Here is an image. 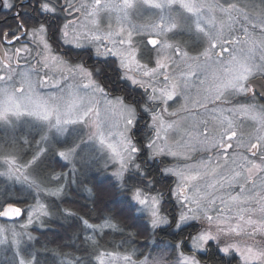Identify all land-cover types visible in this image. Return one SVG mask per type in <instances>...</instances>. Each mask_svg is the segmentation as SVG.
Segmentation results:
<instances>
[{"label": "snow or ice", "instance_id": "obj_1", "mask_svg": "<svg viewBox=\"0 0 264 264\" xmlns=\"http://www.w3.org/2000/svg\"><path fill=\"white\" fill-rule=\"evenodd\" d=\"M177 2L188 13L196 16V29L199 32L205 33L209 40L212 41L210 49H206L201 54L206 58L204 63L188 65L189 71L184 74V85L187 87L189 83L188 78L194 76L197 70L206 71L209 67L208 61L211 59V50L220 47L221 52H227L229 49L222 47V43H231L228 40H222V33L217 32L214 34L211 30H206L202 26L203 24H208L212 28H215V22L214 17L206 16L201 12V8L208 7L210 11L214 8H219L220 11L227 12L230 21L234 23L235 20L231 14V10H234L235 6L229 5L228 8H224L221 5H204L197 3L196 0H143L144 4L160 9L162 12L167 8L169 13H171L172 5ZM138 3L139 0H123L122 5H101V0H94V5L85 12V5L77 7L71 0H64L63 4L61 0H18V2L16 0H12V2L10 0H0V10L7 9L12 11L13 9H17L16 16L19 17V22L15 27L9 26L7 30L0 32V71L4 73L0 75V82H3V85L0 86V120L8 121L10 115L21 116L27 114L48 121L50 126L56 128L57 133H63L69 124L88 123L91 114L95 112L94 105L98 103V95L103 96L106 104L110 106L118 104L120 106L123 128L116 134H113L111 131L107 135L102 132L93 133L89 136V139L97 136L101 146H106L111 150V158L119 164V167L116 168L110 177V179L115 181L113 186H118L124 193L128 194L127 200L130 211L135 210L141 214H147L146 223L150 225L152 230L159 229L163 231L168 229L172 230L173 235H180L185 228H198L195 235L189 233L192 241L190 254L185 255L183 241L175 246L180 252V256L175 261V264H200L197 255H206V249L212 246V242L216 244V250L212 255L215 256L223 253L224 256L220 257L223 264H231V261L225 260L224 257H230L233 252L240 254L243 264H264V244L259 246L245 244L242 246L240 243L233 242L235 237H239L242 234L248 235L251 238H254L257 233L264 234V218L260 220L249 218L246 221V224L251 226V232H245L239 224L234 227L230 224L226 227L218 224L215 226V231H213L211 225L213 218L208 214L207 205L215 204V199L208 192H202L195 182L202 180L205 174H214L215 169H213L212 173H202L200 171L185 173L171 167H157L154 170H151L149 167V161L156 163L159 158V164H164L163 157H175L178 155L176 151L166 144L162 145L159 142L166 140L167 133L173 128V124L165 123L163 114L168 112L169 102L174 101V98L179 95V84L175 80H172L169 85L170 77L166 74L168 65L162 62L161 59L156 60L155 68L149 67L153 51H156L159 56L161 51L171 49L173 46L166 39L160 40L155 38H149L145 44L143 40L135 41L133 34L139 35L143 32L151 34L154 32L156 36H166L168 32L177 27V24L175 18L169 14L167 18L161 15L160 23L141 27L132 26L131 29L124 28L123 24L127 22L129 16L128 10L136 7ZM101 7L115 9L118 13H123V15L117 18L118 22L121 23L120 29L116 32H109L105 37L107 43L104 44L103 50L99 46L96 47L95 55L98 58H103L99 59L98 63L109 65V58H113L111 63L116 65L115 70L117 71V75L130 85L128 88L129 94L141 88L145 89L140 94L142 100L144 97H147L146 100H143V103L135 99L129 100L127 95L116 97L114 101L109 100L105 89L98 80L94 79V77L102 73L103 69H97L94 72L86 69L82 64L72 65L69 61H64L59 57L51 55L53 52L51 42L53 41L57 44L74 43L77 48L82 47L80 37H73L72 35L75 31L73 21L67 20L65 17L67 22L60 23L61 12H67L68 15H71L73 12H81L85 13L88 17H95L101 10ZM19 9H24L23 13ZM243 15L245 20L249 19L247 13ZM257 19L258 24H253V28L259 26L264 30V15H261ZM93 23H95V20H93ZM188 30L191 31V25L188 26ZM244 31L246 34L248 33L247 28ZM9 36L12 39H8ZM22 37H30L33 43L37 45L40 54H43V60L38 61V64L42 62L45 69L48 68V60L51 58L58 64L67 66L69 72L78 73L87 81L82 84V94L78 90L69 93L74 98L66 103L63 109L59 105L53 108L49 105L48 100L35 96L34 82L31 79V74L28 72L20 74L22 77L21 88H14L9 84L14 79L16 70L11 64L12 55H10L9 50L3 48V45H12L21 41ZM100 40L101 37L99 35L90 37V42ZM249 42L254 47L248 48L246 52L244 50L237 51L231 55L226 66L221 62L219 63V71L212 72L211 76L214 86L209 89L208 94L204 97L205 101L211 99L212 102L230 103L231 101L227 99L228 96L248 97L249 93H251L249 99L254 100L256 97L264 99V41L260 45L258 63L255 60L257 54L256 42L251 39ZM108 44L112 46L108 47ZM21 53L31 54V49L26 44L22 45V47L15 50L14 55L19 57ZM175 55L188 57V53L182 52L179 47L176 48ZM216 55L218 57L220 53ZM145 57L147 61L142 62ZM161 75L163 76L165 87L157 88L153 85L152 81ZM256 76L259 79H256ZM204 83L205 81L201 80V84L203 85ZM23 86H27L28 94H25ZM148 88L151 89L150 95L147 91ZM49 99L54 100V98ZM198 103H200L201 107H206V103ZM160 104L163 105V108L157 111ZM228 111L233 110L229 109ZM238 111L252 113V119L257 122L258 127H256L255 131L247 133L245 138V133L242 129H239V126L233 120L222 116L220 121L221 130L218 136L213 138L211 142L206 139L203 142V147L205 149H224L226 152L228 149L233 148L232 142L235 140L238 147L245 149V153L237 155V158L233 160L236 168L231 170L227 178L222 176L220 181L209 183L206 187L215 190L217 183H219L221 188L225 184L229 188L239 186L240 194L230 196L229 199L232 202H239L241 196H243L244 202L255 200L261 203V210L264 211V105H260L257 108L255 103L244 104L240 106ZM53 114L56 117L54 125L51 124ZM146 115L150 116L151 123L145 125L146 130L142 133L143 139H141L137 137V132L140 131L138 126ZM172 115H175V113H172ZM108 137H112L115 143L108 142ZM57 144L64 148V150L58 152V156L63 160L73 162L75 157L79 155L77 151L79 146L75 144V141H73L71 146H67V141H64L63 144L57 141ZM40 160L41 156L37 153L30 161L23 165L18 164L15 157L6 159L5 163L9 166V175L19 173L17 179H20L22 176L24 182L27 183L29 182L32 167L34 165L38 166ZM217 167H219V163H217ZM22 168L24 171H21ZM75 171L73 169V173ZM153 171L160 176H177L179 178V191L173 189H168L167 192L156 190V184L159 181L152 175ZM59 175L61 174H57V176ZM53 178L55 179L56 177L54 176ZM241 180L244 183H241ZM257 181H259L258 184ZM249 182L251 183V189L247 190L248 194L245 196L243 195L246 191L245 184ZM30 183L38 191L41 190L40 184L36 181H31ZM192 188H195L196 195H189V191ZM61 191L62 189L58 188L55 191H49L48 194L59 195ZM168 196L175 198L178 205V215L164 214V203ZM223 202L221 200V203ZM22 203H25V201L14 199L11 196L0 200V217H7L9 219L22 218L26 213L27 223L21 227L27 229L29 225L34 223L42 224L41 218L50 214L45 205L38 200L35 205H29L25 208L16 206ZM72 215L75 214L69 211L68 216ZM78 219L81 221L85 232L103 231L105 228L115 229L117 227L107 217L103 219L101 224L90 223L89 219L84 216H80ZM240 219H243V217L241 216ZM205 221L208 222V227H205ZM173 225H175L174 229ZM4 231L5 229L0 228V233ZM25 234L28 235L29 239H32L28 233L18 234L13 231V244L18 246L20 241L17 239V236ZM89 239V237H86L85 244H88ZM90 247L92 249L90 256L95 257L98 264H118L121 260L123 264H135L131 254L121 255L116 251H98L99 245L95 241H92ZM17 254L19 255V252ZM19 264H31V261L21 256ZM77 264H80L79 260H77ZM88 264H91V260H89ZM152 264H163V259H156Z\"/></svg>", "mask_w": 264, "mask_h": 264}, {"label": "rangeland", "instance_id": "obj_2", "mask_svg": "<svg viewBox=\"0 0 264 264\" xmlns=\"http://www.w3.org/2000/svg\"><path fill=\"white\" fill-rule=\"evenodd\" d=\"M71 2L77 7L85 5V12L94 5V0H71ZM196 2L204 5H221L224 8H228L229 5H234L235 9L231 10V14L235 22H231L229 14L220 11L219 8H214L211 11L208 7L201 8V12L208 17H214L215 22V28H212V26L208 24H203L202 26L205 27L206 30H211L214 34L217 32L222 33V40H228L231 43H222V47L229 49L227 52H221L220 47L212 49L211 59L208 61L209 67L206 71L197 70L194 76L188 78L189 83L187 87L184 85V74L189 71L188 65L204 63L206 58L201 54L206 49H210V44L212 42L205 33L199 32L196 29V16L194 14L188 13L180 6L179 2L172 5L171 13H169L167 8L162 12L160 9L152 8L144 4L143 0H139L136 7L128 10V20L123 24V27L131 29L132 26L141 27L160 23L161 15L167 18L170 14L175 18L177 27L171 32H168L166 36H156L154 32L151 34L148 32H143L139 35L136 33L133 34V39L135 41L143 40L146 44L149 38L166 39L167 42L173 46L171 49L161 51L159 56L156 51H153L151 54V62L149 63V67L155 68L156 60L161 59L162 62L168 65L166 74L170 77L169 85L172 80H175L179 84V95L174 98V101L169 102L168 112L163 114L165 123L173 124V128L167 133V139L159 142L162 145L166 144L172 150L176 151L178 155L175 157L165 156L168 158V163L162 168L171 167L185 173L189 171L212 173L213 169H215L214 174H205L202 180L195 182L196 185L201 188L202 192H208L210 196L215 199V204L207 205L208 214L213 218L211 222L213 231H215V226L218 224L224 227L229 224L233 227L239 224L245 232H251V226L247 225L246 221L249 218L253 220L264 218V211L261 210V203L255 200L244 202L243 196H241L239 202H232L229 197L240 194L239 186L229 188L227 184H225V186L221 188L219 183H217L215 190L206 187L209 183L220 181L222 176L227 178L231 170L236 168V164L233 163V160L237 158V155L244 154L245 149L238 147L235 140L232 142L233 148L228 149L226 152L224 149H205L203 147V142L206 139L211 142L213 138L218 136L221 130L220 121L222 116H226L228 119L233 120L234 123L239 126V129L243 130L245 138L247 133L255 131L258 124L252 119V113L238 111L241 105L253 103L250 100L246 101V99L248 100L249 97H251V94L249 93L248 97L228 96L227 99L231 101L230 103L220 101L212 102L211 99L205 101L204 97L208 94L209 89L214 86L211 74L213 71H219V63L222 62L226 66L231 55L239 50H244V52H246L248 48L254 47V45L249 42L250 39L256 42L255 47L257 48V54L255 60L257 63L259 62V50L261 42L264 41V30L259 26L253 28V24H258L257 18L264 15V0H196ZM105 4L122 5L123 0H101V5ZM244 13L248 14V20L244 19ZM122 15L123 13H118L115 9L103 7H101V10L95 17H88L85 13L81 12H73L69 19L73 21L75 29L72 35L73 37L79 36L82 47H90L93 57L98 58L95 55L96 47L99 46L101 50H103L104 44L107 43L105 39L107 34L109 32H116L120 29L121 23L118 22L117 18ZM93 20H95V23H93ZM65 22L67 21L64 20L63 23ZM189 25H191V31L188 30ZM245 28L248 29L247 34L244 31ZM94 35H99L101 40L90 42V37ZM69 45L75 46L74 43ZM111 46V44H108V47ZM157 47L159 48V46ZM177 47H179L182 52H187L188 57L175 55ZM217 53H220L218 57L216 55ZM11 55L12 67L16 70L14 79L9 82L12 87L21 88L22 77L20 74L28 72L31 74V79L34 82L35 96L48 100L49 105L53 108L59 105L62 109L66 103L74 98L69 95L70 92L78 90L80 94L83 93L82 84L87 81L78 73L69 72L67 66L58 64L51 58L48 60V68L45 69L42 62L38 64V61L43 60V54H40V50L31 49V54L21 53L19 57H15L14 53ZM51 55L66 60L54 51ZM146 61L147 58L145 57L142 62ZM80 64L82 63L78 62L72 65ZM85 68L89 69L87 67ZM3 74V71H0V75ZM220 74H222V72H220ZM119 80L124 81L121 77H119ZM201 80L205 81L203 85L201 84ZM41 81H43V83H41ZM152 83L157 88L165 87L162 75L158 76ZM2 85L3 82H0V86ZM23 87L25 94H28L27 86ZM138 90H140L141 93L145 91L143 88ZM147 91L150 95L151 89L148 88ZM106 93L107 98L113 101L116 97H123L120 94L113 96L111 92L106 91ZM49 98H54V100H50ZM146 99L147 97H145V100ZM97 100L98 103L94 105L95 112L91 114L87 124H69L66 126V131L63 133H57L56 128L50 126L48 121L27 114L21 116L10 115L8 121L0 120V129L4 136L3 141L0 142V174L5 178L16 181V183H21V181L24 182L22 176L20 179H17L19 173L13 175L8 174L9 166L5 163V160L15 157V154L14 150H5L4 145L5 143H16L19 139H22L23 134L34 131L39 133V144L42 143V145L43 143H50L49 145L53 147L55 146L54 143H57V141H60L61 144L67 141V146H71L73 141H75V144L79 146L77 149L79 155L75 157L73 162L65 161L58 156L64 163L71 166L70 171L72 173L73 169H75L76 171L74 174H77V171H79L78 166H82L85 168L84 170H87V168L91 167L93 164H99L101 169L107 172L106 175L112 176V173L119 167V164L111 158V150L106 146H101L97 136H93L92 139H89V136L97 132H102L105 135H107L109 131L113 134L118 133V131L123 128L120 106L118 104H113L111 106L106 104L103 96L98 95ZM198 102L206 103V107H201ZM258 107L259 105H257V108ZM161 108H163L162 104L157 108V111H160ZM229 109L233 111H228ZM172 113H175V115H172ZM55 119V114H53L51 117L52 125L55 124ZM150 123L151 118L149 116L148 124ZM24 138L25 137H23V139ZM108 142L115 143V140H113L112 137H108ZM39 150V153H41V150H43L42 147ZM61 150H64V148ZM16 160L19 164V159L16 158ZM217 163H219V167H217ZM83 164L86 165L87 168ZM205 165H207V167H205ZM21 171H24V169L22 168ZM32 177V172L30 171L29 179ZM173 177L174 185L172 189L179 191V178L177 176ZM240 182L244 183L243 180ZM258 183L259 181H257V184ZM245 189L246 191L243 195L246 196L248 194L247 190L251 189L250 182L245 184ZM189 195H196L195 188L189 191ZM172 199L175 202L178 215L177 202L174 197H172ZM37 200L32 205H35ZM221 200L224 202L221 203ZM38 201L44 204L41 200ZM138 214L141 213L138 212ZM142 215H145L147 219L146 213ZM241 216L243 219H240ZM22 217L23 220H20V218L9 219L7 217H1L8 221L15 222L11 226L8 225V223L4 224L0 221V228L5 229L3 233H0V262L2 264H8L10 261H15L16 264H19L21 258L20 247L25 246V243L29 241L27 234L18 235L17 239L20 241L19 245L13 244V231L18 234L28 233L27 229L21 227L27 223V214L25 213ZM204 224L205 227L209 226L207 221H205ZM186 242L191 248L192 241L190 236L186 238ZM233 242L240 243L242 246L245 244L249 246H259L264 244V234L257 233L254 238L242 234L239 237H235ZM212 243L215 244V242ZM160 249L161 250L151 254H145L140 260H133L135 264H142V262L143 264H152L154 260L162 258L163 264H175V261L180 256L179 250L175 249L174 259H171L170 253L172 252V246L165 244ZM18 252L19 255L17 254ZM120 254L124 255L126 253ZM188 254L190 253H186L185 255ZM220 254L224 255L223 253ZM233 255H235L238 260H235V264H243L239 253L233 252L231 256ZM197 259L199 260L198 257ZM118 264H123V261H119ZM200 264L208 263L200 261Z\"/></svg>", "mask_w": 264, "mask_h": 264}, {"label": "trees", "instance_id": "obj_3", "mask_svg": "<svg viewBox=\"0 0 264 264\" xmlns=\"http://www.w3.org/2000/svg\"><path fill=\"white\" fill-rule=\"evenodd\" d=\"M10 1L12 2V0ZM63 2L64 0H61V3ZM20 10L23 13L24 9ZM12 12H16V9L9 11V13ZM51 43L57 49L56 42ZM69 51L71 52L58 51V54L65 56L66 60L72 64L81 62L84 67L94 72L97 69H103L102 73L94 78L100 82L107 92H111L113 96L120 94L124 97L127 95L129 100L135 99L143 103L145 97L142 100L140 90L129 94L128 88L130 85L119 80L115 70L116 65L111 63L112 59L109 58V65H103L98 63L99 59L94 57L87 61V58L90 57L89 52L85 53V51L81 52L74 49H69ZM72 55L78 56L76 59H72ZM84 62L86 65H84ZM249 100L259 106L264 105V101L259 97L254 100L246 99V101ZM148 121V115L140 121L138 126L140 131L137 132L138 138L143 139L142 133L146 130L145 125L148 124ZM23 137L25 138L23 139ZM3 138L0 129V142L3 141ZM39 143V133L32 131L23 134L22 139H19L16 143H5L4 145L5 150H14L15 157L19 159L21 165L30 161L34 155L39 153V149L42 147L43 151L39 153L41 160L38 166L34 165L32 167L33 177L29 179V182L16 183V181L5 178L0 174V200L8 196L17 200H24L25 203L17 204L19 207L24 208L34 204L38 199L44 203L50 213L48 216L41 218L42 224L34 223L28 226L27 232L32 239H29L25 246L20 247L21 256L24 259L31 261V264H77V260L80 261V264H88L89 260H91V264H98L96 258L90 256L92 241L99 245L98 251H116L131 254L134 260H140L145 254L161 250L160 248L165 244L172 246L170 258L174 259L175 246L181 241L184 242V253L191 252L186 238L189 233L195 234L198 228H185L180 235H173L172 230L168 229L163 231L159 229L152 230L150 225L146 223L145 215L138 214L135 210H129L128 194L124 193L118 186H113L115 181L110 179L111 176L106 175L107 172L101 169L99 164H93L88 168L83 164L87 170H84L85 168L82 166H78L79 171L74 174L70 171L71 166L64 163L57 155V152L63 147L57 145L56 142L53 147L49 145L50 143H43V145ZM163 160L164 164H159V158L156 163L149 161L150 169L154 170L157 167L162 168L167 165L168 158L163 157ZM57 174L61 175L57 176ZM152 175L159 181L156 184V190L167 192L168 189H172L174 185L173 176H160L155 171L152 172ZM31 181L39 183L41 190L38 191L31 186ZM58 188L62 189L59 195L48 194L49 191H55ZM176 210L172 197H166L164 214L177 215ZM69 211L75 215L69 217ZM80 216L88 218L89 222L93 224H101L103 219L107 217L117 227L115 229L105 228L103 231L85 232L81 221L78 219ZM20 220H23V217ZM0 221L11 226L15 223L1 217ZM174 228L175 225H173ZM86 237L90 238L88 244H85ZM215 250L216 245L212 243V246L206 249V255L198 254L197 257L201 262L208 264H223L220 257L224 255L219 253L213 256L212 253ZM224 259L230 260L231 264H235V260L238 261L235 255L225 256ZM0 264L2 263L0 262ZM8 264H16V262L10 261Z\"/></svg>", "mask_w": 264, "mask_h": 264}, {"label": "flooded vegetation", "instance_id": "obj_4", "mask_svg": "<svg viewBox=\"0 0 264 264\" xmlns=\"http://www.w3.org/2000/svg\"><path fill=\"white\" fill-rule=\"evenodd\" d=\"M16 11H17V9H16ZM19 11L21 12L20 9H19ZM60 16H61V20H60L61 24H63L64 20H66L65 17L67 18V20L70 19V15H68L67 12H61ZM0 22H2V23H0V32H2L4 30H7L9 26L15 27V25L19 22V17L16 16V12L9 13V10L2 9V10H0ZM17 35H19V33H17ZM8 39H12V37L9 36ZM25 44L27 45V47L29 49H37V45L35 43H33L32 39L30 37H22L21 41L13 43L12 45L4 44L3 48L9 50L10 55H11L12 53H15V50L17 48H20V47H22V45H25ZM57 45H58L57 49L54 46H52V49H53V51L55 50L54 52L56 54H58V51H65V52L68 53V52H71V51H69V49H72V50L74 49V50H80L81 52L85 51V53L89 52L90 53V57L87 58V61H89V59L93 58L92 51H90L91 50L90 47L77 48L76 46H72V45H69V44H62V43L61 44H57ZM58 55H60V54H58ZM60 56L63 59H66L65 56H62V55H60ZM77 56L78 55H72L71 58L72 59H76ZM15 57H17V56H15ZM99 59H103V58H99ZM84 65H86L85 62H84Z\"/></svg>", "mask_w": 264, "mask_h": 264}, {"label": "water", "instance_id": "obj_5", "mask_svg": "<svg viewBox=\"0 0 264 264\" xmlns=\"http://www.w3.org/2000/svg\"><path fill=\"white\" fill-rule=\"evenodd\" d=\"M255 78H256V79H259V77H258V76H256ZM262 100L264 101V99H262Z\"/></svg>", "mask_w": 264, "mask_h": 264}]
</instances>
